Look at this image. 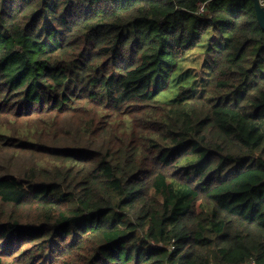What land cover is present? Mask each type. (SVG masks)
I'll return each instance as SVG.
<instances>
[{"label":"trees","instance_id":"trees-1","mask_svg":"<svg viewBox=\"0 0 264 264\" xmlns=\"http://www.w3.org/2000/svg\"><path fill=\"white\" fill-rule=\"evenodd\" d=\"M252 261L256 0H0V264Z\"/></svg>","mask_w":264,"mask_h":264},{"label":"water","instance_id":"water-1","mask_svg":"<svg viewBox=\"0 0 264 264\" xmlns=\"http://www.w3.org/2000/svg\"><path fill=\"white\" fill-rule=\"evenodd\" d=\"M256 11L260 27L264 30V5L260 0H256Z\"/></svg>","mask_w":264,"mask_h":264},{"label":"built area","instance_id":"built-area-1","mask_svg":"<svg viewBox=\"0 0 264 264\" xmlns=\"http://www.w3.org/2000/svg\"><path fill=\"white\" fill-rule=\"evenodd\" d=\"M263 5H264V3H263ZM205 10H206V5H202L199 12L204 13ZM245 264H259V263H257L256 261H252L250 263H245Z\"/></svg>","mask_w":264,"mask_h":264},{"label":"rangeland","instance_id":"rangeland-1","mask_svg":"<svg viewBox=\"0 0 264 264\" xmlns=\"http://www.w3.org/2000/svg\"><path fill=\"white\" fill-rule=\"evenodd\" d=\"M200 64L198 63V61L196 62V66H199ZM198 86V85H197ZM198 87H200V86H198Z\"/></svg>","mask_w":264,"mask_h":264}]
</instances>
